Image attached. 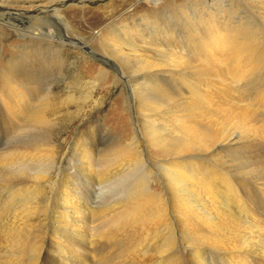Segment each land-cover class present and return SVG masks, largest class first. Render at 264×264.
<instances>
[{"label": "rangeland", "instance_id": "374dc122", "mask_svg": "<svg viewBox=\"0 0 264 264\" xmlns=\"http://www.w3.org/2000/svg\"><path fill=\"white\" fill-rule=\"evenodd\" d=\"M78 1L0 0V155H3L5 151L17 153L25 148L43 145L51 150L49 159L56 157V162L51 159L46 162L47 164L42 165L31 161L23 170L17 168L15 175L9 169H2L4 172L0 171V207L4 206L1 196L7 192V188L2 187L4 183L8 184L12 181L28 183L29 181L30 188L20 192L23 195L15 193L8 205H18L22 196H39L44 198L43 203L46 206L42 214L52 217V208L54 209L56 200L66 184L65 177L73 171L72 168L79 167L81 155L86 147H93V144L99 145L100 154L103 157H109L113 150H121L130 157L139 156L140 159H144L147 162L148 170L153 172L148 180V187L149 190L161 194L164 202L168 204V219L172 226L171 230L175 233V243L170 247V251L174 250L180 254L181 250H185V231L176 211L177 203L174 204L169 187L165 184L162 176L163 166H173L176 156L168 148H160L159 144L150 140L145 135L147 133L145 128L147 121L151 119L154 125L160 124V128L171 125L172 131H175L176 127L182 126L187 115L175 112L171 101L164 105L166 107L162 111L155 110L156 112L152 113L146 108L141 110L138 106V88H140L138 84L139 80L140 83L145 80L143 78L145 75L148 76V70L139 75L143 76L142 79L137 80L133 77L135 81L130 82L126 74L135 69L125 66V59L121 60L120 58V61L117 58L118 55L107 53L104 50L103 40L110 43V46L116 43L120 44L123 37L117 36V34H122L121 31L125 28L133 27V30L139 32L145 26L146 30H151L156 26H164L163 23L175 22L173 26L176 27L177 33L181 37L183 35L185 39L188 35L193 36L196 38V43L188 42L186 44L188 45L186 57H182L185 52L179 42L171 45L165 38L166 45L162 44L161 47L166 49L168 45L173 48L174 52L180 51L182 58L179 57L184 62L188 56L198 55L199 57L196 56L195 60V64H198L196 71L194 68L184 70L183 66L174 68L171 64L173 62L165 59L161 60L163 63L159 67H148L149 70H153L150 73L159 74L162 81L170 77L180 78L185 75L188 77L191 72L197 73L199 67H203L205 64L202 61L205 54L195 46V44L201 45L197 38L209 39L216 33L223 36L230 34L234 38L238 35L245 36V38H239V36L237 39L242 44L240 50L245 56H251L250 58L257 62L258 59L264 60V0H82V3H78ZM53 2L57 3L56 6L53 5ZM41 6L43 9H38ZM187 19L190 24L185 22ZM195 31L199 37L193 35ZM47 33L48 37H46ZM50 35L53 36L51 40L54 41V44L47 42L46 38L49 39ZM60 39L67 40L61 41ZM72 41L87 43V47L93 53L88 50L81 51L77 48L80 46ZM62 42L68 43L69 46L60 48L57 44ZM197 51L201 52V55L196 53ZM142 55H151V53L142 50ZM42 56L49 57L47 58L48 63L44 61L45 58L40 59L41 61L38 60ZM122 57L126 58L125 55ZM127 59L130 61L129 57ZM256 65L254 67L251 65L254 69L248 68L249 71L243 72L240 77L237 75L236 79L238 80L227 81L232 88L229 89L221 85V90H215L216 100H219V97L223 95L225 88L229 89V92L226 90L227 96H232L234 99L238 95L235 92L238 88L239 92L243 93V97H255L252 101V105L255 106L253 110L255 117L251 116L252 126H254L247 131L234 126L220 139H217L218 141L214 140L208 143L205 151L201 152L202 158L199 160L195 158L193 161H198L197 164L202 165L200 172L208 181L210 178L207 175L212 172H214L213 175L217 174L216 171L236 174L243 194L250 196L253 201L252 206L258 209V216L261 215L260 219L262 220L264 219V101L258 91H264V86L260 87L261 84H264V61L263 63L257 62ZM157 69H159L158 72ZM195 76L198 77V75ZM203 78H205L204 75ZM14 80L24 83V91L29 89L31 92H35L33 105L37 106L42 100H39L38 103V97H43L48 93L49 104L45 110L47 115L45 123L37 125L29 119L30 116L24 117L25 120L15 118L14 112L22 110L21 103L14 96L13 106L9 107L6 104L5 96L6 89ZM92 82H95L96 85H91ZM202 89L208 91L204 85H202ZM224 97L219 101L223 103ZM245 103L248 104V101L239 102L240 105H245ZM234 107L237 109L236 105ZM150 114L153 117H149ZM232 134L239 135V142L227 147L222 141L228 140ZM135 136L139 140L138 144L133 145L131 142ZM137 146L139 153L133 151ZM42 167H46L45 169L48 170L44 178H40V175L36 174ZM203 169L208 172L204 173ZM133 172L135 171L132 170L128 174L126 173L127 175L120 174L121 177L118 175V180L114 176H110L104 184L97 187L96 191L89 190L92 181L87 184L84 183L85 181H81L79 186L81 188L83 186L82 190L88 191L87 202L94 201L92 206L103 207L108 203L109 206L116 203L122 204L128 197V192L133 190L134 187L131 186L136 184L138 174ZM243 220L247 221L248 219L244 217ZM243 224L245 222L241 223V225ZM39 227L44 228L43 225ZM37 228L36 226L35 229L38 230ZM2 238L3 236L0 235V243H4L0 247V263L3 258L12 255V252L15 251L10 250L12 248L9 241L6 242L7 238ZM167 238L161 239L167 240ZM261 239L264 240L262 237ZM261 239H259L258 245L260 243V245H264V241ZM159 241H156L154 245L157 246ZM107 245L101 243L99 250H104L105 254L103 253V255L109 258L108 262L122 264L121 255L119 256L120 244L115 247ZM154 245H146V250L152 252ZM147 246H150L149 249ZM146 250L144 252L148 255L143 252L140 254L141 256L139 255V258L143 256L142 262L135 261V263L158 264L153 261L157 255H152L153 253H148ZM177 254H173L171 258L176 259ZM181 257L184 259L183 254ZM151 258L153 259L151 260ZM26 259L28 258L26 257ZM205 259L210 264H219V260L214 261L213 256L205 255ZM87 260L90 261L89 258ZM92 263L97 264L95 260ZM107 263L104 261V263L99 262L98 264ZM53 264L59 263L54 262Z\"/></svg>", "mask_w": 264, "mask_h": 264}, {"label": "bare ground", "instance_id": "6f19581e", "mask_svg": "<svg viewBox=\"0 0 264 264\" xmlns=\"http://www.w3.org/2000/svg\"><path fill=\"white\" fill-rule=\"evenodd\" d=\"M78 3H82V0H79ZM56 4L53 2L54 6ZM38 9L43 8L41 6ZM185 22L190 24L188 19ZM174 23L173 21L170 24L163 23L164 26L151 27V30H146L145 26L139 31L140 33L133 30V27L125 28L121 31L123 35L117 34V36L123 37L122 43L110 46V43L103 40V45L107 53L118 55L119 60L120 58L121 60L125 59V66L135 69L126 74L130 82L135 81L133 77L137 80L142 79L143 76L139 75L148 70L149 77L145 75L143 77L145 80L141 83L139 80L138 84L140 87L138 88V106L141 110L146 108L152 113L156 112L155 110L162 111L163 108L165 110L166 106L164 105L171 101L175 112L187 115L184 123H181L182 126L176 127L175 131H172L171 125L160 128V124L154 125L151 119L146 120L145 128L147 132L145 135L150 140L159 144L160 148H168L176 156L173 166H163L162 176L165 184L169 187L174 204L177 203L176 211L185 231V252L181 250L180 254L178 253L179 256L176 251H170V247L175 243V233L171 230L172 226L168 219V204L164 202L161 194L149 190L148 180L153 172L148 170L147 162L140 159L139 156L130 157L121 150H113L109 157H103L100 154L99 145L93 144V147L85 148L79 161V167L72 168L73 171L66 175V184L56 200L54 209L52 208V217L42 214L46 206L43 203L44 198L39 196H26L28 198L22 196L18 205H8L15 193L21 194L20 192L30 188L29 181L28 183L25 181L16 182L17 184L14 183L15 181L12 183L7 181L8 184L2 185L7 188V192L1 193L4 206L0 207V235L7 238L6 242L9 241L11 244L12 249L10 250L15 251L12 252V255L3 258L0 264H45L46 262L49 264L54 262L59 264H93L94 260L97 264L104 263V261L107 263L109 258L103 255L104 250H99L101 243L112 247L120 244L119 256L121 255L122 264H137L135 261L142 262L143 256L139 258V255L147 249L145 246L154 245L159 240L157 246L154 245L152 252L146 250L148 253H153L152 255H157L153 261L158 264H210L206 261L205 255L213 256L214 261L218 259L219 264H264V245H260L261 243L258 245L259 239L264 238V219L261 220V215L258 216V209L252 206L253 201L250 196L243 194L237 175L216 171V175H213L214 172L207 175L210 178L208 181L200 172L202 165L197 164L198 161H193L195 158L198 160L202 158L201 152L205 151L208 143L220 139L234 126L244 128L246 131L254 126H252L251 116H254L255 106L252 105V101L255 97H243V93H240L238 88L235 91L238 94L235 99L241 103L248 101V104L240 105L238 101H234V97L227 96V91L232 88L227 81L231 82L232 79L237 78V75L240 77L243 72L249 71L248 68L252 70L254 66H257V62L263 63L264 60L258 59L259 61L256 62L255 59L253 61L250 58L251 56H245L240 50L242 44L237 41L240 35L234 38L230 34L223 36L216 33L209 39H202L195 31L193 35L199 37L197 39L201 43V45L195 44V46L205 54V57L202 58L204 66L199 67L197 73L191 72L188 77L186 75L180 78L170 77L162 81L160 75L150 73L153 70H149L148 67H159L165 59L171 60L174 68L183 66L184 70L194 68L196 71L198 64H195L198 55L188 56V60L182 61L181 58L187 56L188 45L186 44L188 42L196 43V38L190 37L191 35H188L186 39L183 35L181 37L175 30ZM46 35L48 37V33ZM43 36L45 35L43 34ZM165 38L171 45L176 42L182 44L185 52L182 57L180 51L174 52L173 48L168 45L166 49L161 47L162 44L166 45ZM239 38H245V36ZM46 39L48 43L54 42L51 40L53 39L52 35ZM60 40L57 41L61 42ZM72 42L78 44L80 47L77 48L81 51L88 50L93 53L87 47V43ZM57 45L60 48L69 46L64 42ZM142 50L150 52L151 55H142ZM196 53L201 55L199 51ZM124 55L126 58L122 57ZM128 57L131 62L127 59ZM42 58H45L44 61L47 62L49 57L42 56L38 60L41 61ZM91 85L95 86L96 83L92 82ZM202 85L208 91L202 89ZM221 85L229 88H225L223 95L219 97V100L223 96L227 97L223 98V103L215 99V90H221ZM263 86L264 84L260 85V87ZM23 87L24 83L14 80L5 91L6 104L12 107L15 96L20 101V108H22V110L14 112L16 119L25 120L24 117L30 116L29 119L37 125L45 123L47 121L45 110L49 104L48 93L43 97H38L37 102L39 103L41 99L43 102L36 106L32 104L35 92H31L29 89L24 91ZM138 89L136 88V90ZM258 94L264 101V91H258ZM149 117H153V115L150 114ZM238 139H240L239 135L232 134L228 140L222 142L228 147V145L238 143ZM138 140L135 136L131 143L135 145ZM133 151L139 153L138 146L134 147ZM5 152L0 155L2 157L0 158V171L9 169L14 175L17 168L23 170L31 161L41 165L51 159L56 162V157L49 159L51 150L43 145L25 148L17 153ZM186 156L188 157L184 159L183 157ZM45 168L42 167L37 171L36 174L40 175V178H44L47 174L48 170ZM132 170L138 174L137 181L134 184L132 180L134 186L131 187H134V191L128 192V197L122 204L116 203L109 206L108 203L103 207L92 206L94 201L87 202L88 191L82 190L83 186L82 188L79 186L81 181H85V184L92 181L89 190L96 191L97 187L104 184L110 176L119 179L118 175L128 174ZM203 171L204 173L208 172L206 169ZM2 172L4 171L2 170ZM107 206L109 208H106ZM244 217L248 220L244 221ZM240 222H245V224L241 225ZM40 225H43L44 228L39 227ZM36 226L38 230L35 229ZM163 237L168 238L162 240ZM3 245L4 243H0V247ZM173 254H177L176 259L171 258ZM132 256L134 258H131ZM86 258H89L90 261L88 262Z\"/></svg>", "mask_w": 264, "mask_h": 264}, {"label": "water", "instance_id": "95a60500", "mask_svg": "<svg viewBox=\"0 0 264 264\" xmlns=\"http://www.w3.org/2000/svg\"><path fill=\"white\" fill-rule=\"evenodd\" d=\"M53 10V9H52Z\"/></svg>", "mask_w": 264, "mask_h": 264}]
</instances>
